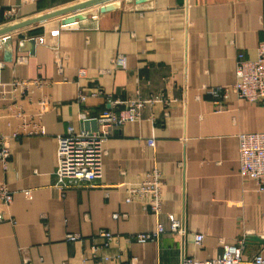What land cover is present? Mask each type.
<instances>
[{"label":"crops","instance_id":"crops-1","mask_svg":"<svg viewBox=\"0 0 264 264\" xmlns=\"http://www.w3.org/2000/svg\"><path fill=\"white\" fill-rule=\"evenodd\" d=\"M82 1L0 0V30ZM262 42L264 0H115L0 36V134H19L8 168L0 163L14 198L0 206V264L207 262L239 244L244 258L264 257V191L240 175L238 139L264 132V102L231 94L216 112L203 90L234 84L238 55L255 60ZM36 80L46 85L12 87ZM153 96L106 143L97 187H57L59 136L95 132L103 111ZM154 169L161 220H181L184 233L130 242L157 226L144 202L126 203Z\"/></svg>","mask_w":264,"mask_h":264},{"label":"built area","instance_id":"built-area-1","mask_svg":"<svg viewBox=\"0 0 264 264\" xmlns=\"http://www.w3.org/2000/svg\"><path fill=\"white\" fill-rule=\"evenodd\" d=\"M28 1L33 2L34 0ZM116 64L123 67L125 60L120 57ZM3 66L0 63V69ZM80 73L82 76L85 74L84 70H81ZM236 77L237 79L232 85L205 86L203 88L205 93L212 98L216 112L227 110L226 104L231 94H235L240 100L253 103L264 102V42L259 45L255 60H248L242 54L238 55ZM32 85L42 86L46 85V82L36 80L15 81L12 83L14 90L20 89L23 92H26ZM160 100L159 96H153L148 100L129 102L128 107L122 110L107 109L94 119L98 124V130L95 132L83 131L76 133L70 130L66 135L59 136L56 169L57 187L61 191L97 187V182L103 175V162L108 140L114 136L116 130L127 122L139 120L140 110L144 104H152ZM33 133H43V129L35 128ZM10 137L18 138L19 134L13 133L9 137L0 134V163L4 166V169L8 168L11 158ZM238 139L240 175L243 178L254 180L259 190L264 191V132L242 133L239 134ZM163 188V177L158 169L152 170L142 181L128 188L126 203L144 202L145 209L157 218L155 231L133 234L129 236L130 242H156L166 233H184V224L181 220H177L173 216L168 217L167 223L161 220ZM13 199V193L9 188L5 184H0V206L9 207L13 203ZM3 220L4 217L0 213V222ZM98 237L104 238L107 242L114 239V236L105 230L99 232ZM80 239V235H68L66 237V240L70 243ZM195 241L196 244H201L203 236L197 235ZM241 245L224 246V252L219 259L203 262L186 258L182 264H264V257L261 254H256L247 259L244 258ZM129 264H138V262L134 259Z\"/></svg>","mask_w":264,"mask_h":264},{"label":"water","instance_id":"water-1","mask_svg":"<svg viewBox=\"0 0 264 264\" xmlns=\"http://www.w3.org/2000/svg\"><path fill=\"white\" fill-rule=\"evenodd\" d=\"M113 1H115V0H85V1H82L78 4H75L73 6L66 7V8H63L60 10H56V11H53L51 13L39 16L37 18L27 20L24 22H20V23L14 24L12 26H9L7 28H4V29L0 30V36L8 34L10 32L20 30V29H24V28L29 27V26L42 24V23L48 22L50 20L66 16V15L79 13V12L85 11L87 9H90V8H93V7H96L99 5L107 4V3H110Z\"/></svg>","mask_w":264,"mask_h":264},{"label":"rangeland","instance_id":"rangeland-1","mask_svg":"<svg viewBox=\"0 0 264 264\" xmlns=\"http://www.w3.org/2000/svg\"><path fill=\"white\" fill-rule=\"evenodd\" d=\"M85 1V0H84ZM67 16V15H66Z\"/></svg>","mask_w":264,"mask_h":264}]
</instances>
